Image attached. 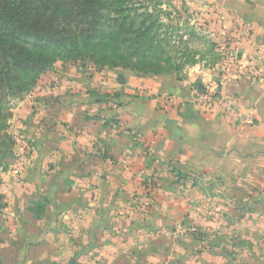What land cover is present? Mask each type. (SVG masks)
I'll list each match as a JSON object with an SVG mask.
<instances>
[{
	"label": "crops",
	"instance_id": "obj_1",
	"mask_svg": "<svg viewBox=\"0 0 264 264\" xmlns=\"http://www.w3.org/2000/svg\"><path fill=\"white\" fill-rule=\"evenodd\" d=\"M223 10L256 30L226 81L205 64V95L197 77L122 86L56 65L41 106L10 123L29 161L22 182L0 168V264H264V0H205V51ZM181 221L217 231L220 248L200 255L173 233Z\"/></svg>",
	"mask_w": 264,
	"mask_h": 264
},
{
	"label": "trees",
	"instance_id": "obj_2",
	"mask_svg": "<svg viewBox=\"0 0 264 264\" xmlns=\"http://www.w3.org/2000/svg\"><path fill=\"white\" fill-rule=\"evenodd\" d=\"M130 1L0 0V151L15 144L8 105L32 92L58 61L91 62L98 69L162 67L161 25L142 18L138 8L129 10Z\"/></svg>",
	"mask_w": 264,
	"mask_h": 264
},
{
	"label": "rangeland",
	"instance_id": "obj_3",
	"mask_svg": "<svg viewBox=\"0 0 264 264\" xmlns=\"http://www.w3.org/2000/svg\"><path fill=\"white\" fill-rule=\"evenodd\" d=\"M138 8V14L142 18H148L152 16V19L157 20L158 24L161 25L158 30L159 39L165 42L167 49L166 60L161 62L160 66L155 68H148L141 66L140 63H133L137 66V69L123 68V67H104L98 69L91 62L73 63L65 62L63 60L58 61L54 68L43 76L38 82L37 86L32 92L27 94L25 98L21 100L12 101L7 107V114H32L33 111H37L41 105V101L35 102L34 93L37 88H44L46 86L53 87L56 84L53 71L58 63H70L72 65H79L82 69L91 72L90 66L94 68V71L98 73L101 70L112 72V76L116 78L118 74H127L134 78H140L141 80L158 81L159 78H170L179 77L182 80H189V76L196 78L192 82L193 87L197 91L198 95H205V87L202 85L205 80V64L215 65L219 64L221 68L219 72L221 75L224 72L226 57L218 51L217 40L208 42L209 49L205 51V16H213V12H205V0H131L128 3L129 10H135ZM217 11V10H216ZM215 11V12H216ZM220 12H218L219 15ZM222 15L227 17L234 14L229 10L221 11ZM236 16V14H235ZM161 70V71H157ZM103 77V76H102ZM101 77V78H102ZM202 86V90L199 91V87ZM169 96V97H168ZM171 95H167L168 99ZM198 97V96H197ZM173 98V97H171ZM27 103H25L26 101ZM25 103V104H24ZM41 113V112H40ZM43 113V111H42ZM8 122V133L12 136L15 144L11 148L1 146L0 151V168L9 170L14 175L16 181L22 182L21 172L24 171L28 165L29 159L25 150L19 155L15 153L16 146L23 145V141L19 139V136L14 134V129L11 127V120ZM26 185V184H25ZM178 224H184L186 227H192L187 221H181ZM196 232H187L185 235H194V241L202 246L200 255L207 251L216 249L217 242L219 241L217 231H206L203 229L196 228ZM188 235V236H189ZM177 236V235H176ZM184 236V235H183ZM180 238L181 236H177ZM209 250V251H210ZM222 250H228V247H221Z\"/></svg>",
	"mask_w": 264,
	"mask_h": 264
},
{
	"label": "built area",
	"instance_id": "obj_4",
	"mask_svg": "<svg viewBox=\"0 0 264 264\" xmlns=\"http://www.w3.org/2000/svg\"><path fill=\"white\" fill-rule=\"evenodd\" d=\"M219 16L227 22V25H222V29L220 31L221 36L217 42L218 51L221 52L227 59L225 60L226 64L224 66V72L221 75L223 81H226L228 79V76L233 72L234 63L237 60L238 49L243 45L245 40H247L253 35V33H255L256 28L252 25H245L243 27H240L238 25L237 16H235V14L227 17V15H222V13L220 12ZM235 30H238V33L236 35L233 34ZM168 100L170 101V103L173 102V99L171 97ZM226 111L232 115V112L228 106H226ZM244 121L246 124H250L253 122L251 116H245ZM146 210L147 206L143 204L141 206V211L146 212ZM126 215V211H121L119 213L120 217H125ZM83 218V214L80 212L76 215V223H74L71 227L72 232L77 233L79 231L80 223L83 221ZM196 231L197 229L195 227H186L184 224H177L174 228L173 233L177 236H183L187 232Z\"/></svg>",
	"mask_w": 264,
	"mask_h": 264
},
{
	"label": "water",
	"instance_id": "obj_5",
	"mask_svg": "<svg viewBox=\"0 0 264 264\" xmlns=\"http://www.w3.org/2000/svg\"><path fill=\"white\" fill-rule=\"evenodd\" d=\"M118 83L120 85H125L127 82H126V79H125V76L124 75H120L119 78H118Z\"/></svg>",
	"mask_w": 264,
	"mask_h": 264
}]
</instances>
